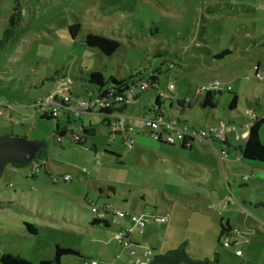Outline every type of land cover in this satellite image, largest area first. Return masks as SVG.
Listing matches in <instances>:
<instances>
[{"label":"rangeland","instance_id":"374dc122","mask_svg":"<svg viewBox=\"0 0 264 264\" xmlns=\"http://www.w3.org/2000/svg\"><path fill=\"white\" fill-rule=\"evenodd\" d=\"M76 18L82 30L71 38L67 27ZM87 30L117 39L118 49L107 56L87 46ZM226 48L230 54L214 57ZM258 63L261 78L253 69ZM92 71L105 79L132 76L137 84L154 73L158 83L136 90L128 114L139 115L173 84L177 98L190 100L183 109L174 100L168 108L163 97L171 116L196 129L230 122L240 139L225 126L227 139L242 143L255 118L264 116V0H0V135L42 141L46 154L38 172L33 170L42 158L7 164L0 176V256L37 264L52 259L59 245L80 252L63 254L62 264L127 263L133 246L114 237L120 227L111 217L108 226L92 224L95 202L126 213L120 220L127 226V214H150L142 230L131 232L138 254L183 249L211 264H264V205L257 206L264 202V164L200 138L189 149L160 143L139 117L121 116L120 124L131 129L114 135L108 116L96 110L42 116L38 103L61 85L78 101L93 100ZM215 79L230 88L215 94V107H202L196 88ZM233 93L237 102L230 109ZM56 123L66 130L60 142ZM89 124L92 135L82 131ZM75 134L84 137L81 144ZM258 136L264 145V123ZM165 215L166 222L155 220ZM25 222L37 233H29ZM221 225L230 227L228 246L226 237L219 240Z\"/></svg>","mask_w":264,"mask_h":264},{"label":"trees","instance_id":"16d2710c","mask_svg":"<svg viewBox=\"0 0 264 264\" xmlns=\"http://www.w3.org/2000/svg\"><path fill=\"white\" fill-rule=\"evenodd\" d=\"M67 29H68V33H69L70 37L75 38L76 35L82 30V26H81V23L79 22L78 18H76L75 21L70 23L68 25ZM84 42L87 46L97 48L101 53H103L107 56H110L111 54H113L118 49V47L120 45V42L117 39L106 36L103 33L92 31V30L86 31L85 37H84ZM1 44H2V42H1ZM202 47L206 48L205 46H202ZM207 50H208V53H210V49L207 48ZM230 53H231V50L226 48V49H223L222 51H220L219 53L215 54L214 57L215 58H222L223 56L230 54ZM259 68H260L259 63L257 65H254L253 69H254L255 74L259 73ZM87 81L96 85L94 88V91L96 92V96L94 98H106L107 100H109L110 105L109 106L96 107V108L92 107L90 109L83 110V112L76 117H80L82 114L91 113L94 110H96L98 113L103 114L105 116H108L107 121L111 122L112 119L110 120V117H109L110 115L115 117L114 120H117L118 116L125 115V111H126L127 107L134 104V102L138 96V93L136 90L139 89L140 91H142L139 87V84L141 82H146L148 84V88L153 87L158 83V77L153 73L150 76L148 81H141L139 84H137V83H135V81H133L132 76L123 77V78H116V77L111 76L108 79H105L101 73H99L97 71H92L88 74ZM199 86L196 88V93H203V97L200 101V104L202 107H209V108L215 107V94L216 93H220L225 89L229 90V88L224 87L223 89H219V90H207V91L202 92V91L198 90ZM130 88H133L136 91V94L134 95V97L131 99V101L129 103H126L123 100L121 101L120 99H116V97H118V96H121V97H123V99H125L126 94ZM166 89L169 93L168 95H166V94L162 95V93H160V92L157 93L155 96L154 102L151 103L149 106H143V108H141V113L137 116L161 115L164 118H168V119L171 117H174L168 113V109L164 104L165 102L163 100V97H165L166 99L169 100V107L168 108L172 107L173 100L176 101L177 105L181 109H183L186 106H189V101L186 100L187 98H177L176 95L174 94L173 90H170L168 88V86ZM236 102H237V95L235 93H233L232 98L229 102V108L230 109L235 108ZM64 111H66V110H64ZM66 112H67V114H70L68 111H66ZM42 116L45 118H56V117H53L51 115V113H47L45 111H43ZM174 118H176V117H174ZM110 122H108L109 126H110ZM182 123L187 124V122H182ZM263 123H264V116L260 117V118H258V117L255 118L253 123L248 127V132H247L245 140L242 143L241 142L236 143L235 148H237L240 151L242 159H244L246 161L264 163V145L261 144V142L259 141V136H258L259 128ZM82 131L84 134H89V135H92L95 132L94 128L90 124L89 125H82ZM65 132H66V130L65 129L60 130L57 123H56V128L54 131V135H57V138H55L56 141L60 142V138L65 134ZM112 133L114 135H123L124 134V133H121L119 131H113ZM83 138L84 137H80L78 134H75V142L77 144H81L83 142V140H82ZM156 140L160 143L173 145L170 143H166L161 138H158ZM214 142H220L222 145H227V146L229 144L227 138H226V140H223V141H214ZM192 143H193V140L189 139L187 141L185 140V141L179 142L178 144L180 145L181 148L189 149L192 146ZM45 157H46L45 151H44V149H42L38 153V158H42V160H44ZM13 165L18 166L19 164H13ZM41 166L42 165L39 166L38 171L41 170ZM247 178L248 177H245V179H247ZM98 223H101L105 226H108L107 223H105L104 221H99L96 218H94L92 220V224H98ZM25 226H26L29 233H31V234L37 233L36 228L31 223L25 222ZM229 229H230L229 225H225V226L221 225V230L219 232V240H220V238L227 237L226 231H228ZM216 255H218V254H216ZM0 263L1 264H33L32 262H30L26 258H24L20 255H14L11 253H3L0 256Z\"/></svg>","mask_w":264,"mask_h":264},{"label":"built area","instance_id":"2783aa9c","mask_svg":"<svg viewBox=\"0 0 264 264\" xmlns=\"http://www.w3.org/2000/svg\"><path fill=\"white\" fill-rule=\"evenodd\" d=\"M256 76L258 78H261V75L259 73H256ZM139 87L142 91L146 90L148 88V84L146 82H141L139 84ZM224 86L221 84L219 80H211L207 83H204L199 86V91H207V90H219L223 89ZM168 88L170 90L173 89V84H169ZM227 88H230L229 86ZM136 94V91L133 88H130L126 94V98L123 99V97L118 96L116 99L123 100L126 103H129L131 99ZM189 101V98L186 99ZM110 102L106 98H94L90 101H78V99L74 98L70 94H65V87L63 85L60 86L57 92L54 94L48 96L46 100L40 101L38 103L39 108L42 111H45L47 113H51L53 117H57L59 110L64 109L68 111L70 114L78 116L80 115L83 110L90 109L92 107H102V106H109ZM46 106L48 107L46 111ZM120 115L117 117V120H113L110 122V128L111 131H119L121 133H125L127 130L131 129L129 125H122L119 122ZM130 119H135V117L141 118L145 126L150 130V134L155 138H161L166 143L175 144L182 141H187L189 139L194 140L195 138H200L203 141H223L226 140V129L225 126L228 127L229 130L235 132V139L239 141L240 134L237 131L236 125L230 123V122H219L215 125H208L203 126L201 128H191L188 124L180 122L179 119L171 117V118H164L161 115H145V116H137V115H129L127 116ZM248 132V129H247ZM246 133H243L244 136L247 135ZM246 138V137H245ZM129 146H132V140H127ZM225 151L222 149L220 154H224ZM45 161L43 160V163L40 165H44ZM40 165H37L36 168H34V173L38 171V168ZM63 180H69V175L66 174L63 177ZM90 206L92 209L93 214L95 215V218H97L99 221H104L109 225L108 221L106 220L108 217L112 218V224L119 226L120 230L114 235V237L118 240L120 244H122L125 247H129L130 245L133 246L132 250L130 252V258L127 261V263L124 264H145L148 262V259H150L153 256V250L152 248H146L142 251L141 254L137 253V249L135 248L137 244L132 243L131 238V232L134 228L139 227L141 230L145 227L146 222L149 221V213L141 212V213H132L127 214L130 218V221L132 223V226L125 225L120 219L126 213L121 211L120 209H116L112 207V205L104 204V205H98L95 202H90ZM155 220L157 222H166L168 220V216H161L156 217ZM224 246L229 245V239L226 237L224 242ZM237 253H239V250H237ZM84 264H99L96 260H91L90 262H85Z\"/></svg>","mask_w":264,"mask_h":264},{"label":"water","instance_id":"95a60500","mask_svg":"<svg viewBox=\"0 0 264 264\" xmlns=\"http://www.w3.org/2000/svg\"><path fill=\"white\" fill-rule=\"evenodd\" d=\"M45 148L42 141L27 139L20 135H0V176L7 164H27L38 158V153ZM80 255L78 250L56 246L55 255L50 260H41L37 264H62L63 254ZM211 264L208 261H195L188 257L183 249L168 254L155 255L145 264Z\"/></svg>","mask_w":264,"mask_h":264},{"label":"crops","instance_id":"0c3cea01","mask_svg":"<svg viewBox=\"0 0 264 264\" xmlns=\"http://www.w3.org/2000/svg\"><path fill=\"white\" fill-rule=\"evenodd\" d=\"M136 102H137V100H135V102H134V104H132V107L134 108L135 107V104H136ZM128 108V107H127ZM141 109V108H140ZM141 113V112H140ZM126 115H135V114H133V113H130V114H128V112H127V109H126V111H125V116ZM188 125H189V123H188ZM219 144H220V146H221V148H235V145H236V143L235 144H230V142H229V140H228V146L227 145H222L220 142H218ZM192 146H193V143H192ZM192 146L190 147V148H192ZM237 151H238V154H239V156L241 157V153H240V151L237 149V148H235ZM242 158V157H241ZM244 160V159H243ZM246 161V160H245ZM246 162H250V163H252V161H246ZM252 164H264V163H259V162H253ZM143 196V195H142ZM258 205H260V207H262L263 205H264V202H260V204H257V206ZM125 225H126V223L125 222H123ZM146 226V225H145ZM144 232H142V234H143ZM139 242V241H138ZM138 246V245H137ZM237 252V251H236Z\"/></svg>","mask_w":264,"mask_h":264},{"label":"flooded vegetation","instance_id":"af4514ba","mask_svg":"<svg viewBox=\"0 0 264 264\" xmlns=\"http://www.w3.org/2000/svg\"><path fill=\"white\" fill-rule=\"evenodd\" d=\"M46 164V163H45Z\"/></svg>","mask_w":264,"mask_h":264}]
</instances>
